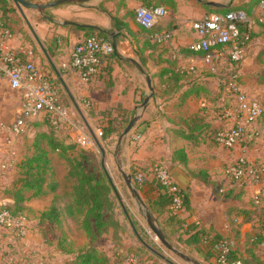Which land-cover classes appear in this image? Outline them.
Wrapping results in <instances>:
<instances>
[{
  "label": "crops",
  "instance_id": "crops-1",
  "mask_svg": "<svg viewBox=\"0 0 264 264\" xmlns=\"http://www.w3.org/2000/svg\"><path fill=\"white\" fill-rule=\"evenodd\" d=\"M7 1L9 6L14 9V12H7L4 15L6 25L14 33L10 47L13 50L22 48L29 52L31 47L35 46L37 53L41 55L48 66L47 75L60 89L61 103L69 112L74 113V118L81 121L84 127L83 131L93 138L94 142L97 141L99 145L100 140L95 137V131L100 127H95L93 123L95 119L88 115L87 109L89 108H85L83 101H87L89 106L91 102L92 109L96 112L103 109L108 110V108L116 105L115 108L119 110V113L128 114L137 108L136 102L141 97V93L144 95L143 90L147 88L145 74L150 77L151 83L153 79L160 82L159 77L161 76L166 88L173 87L170 95H162V105L153 104L154 100H159L158 97L157 99L153 97L155 99L152 101L150 99L140 121L131 131L125 145L128 159L132 164L131 167L133 166L137 170H146L154 163L170 167L173 152L183 148L187 156L186 168L193 172L205 170L213 186L209 187L192 179L182 167L172 169V171L181 170L189 180V186L185 190L189 193L190 207L188 211L182 214V218L185 219L186 225L195 224L210 234L233 239L236 244L235 251L238 259H245L247 257L246 249L255 234V225L253 222L244 223L239 215L240 210L249 209L246 204L247 197H238V191H232L238 185L230 183L222 175L224 165H228L242 156L239 148L236 147L231 151L219 148V146L217 148L215 144H210L207 136L202 137L203 141L199 145L193 146L190 142L173 133L174 129H178L175 126V120L179 116H191L200 113L205 107L215 106V103L216 106L219 105L220 95L217 85L219 86L220 82L224 80L221 79V76L224 68L222 65L224 59L222 58L225 56L220 55L218 57L216 49L211 50V54L214 57L217 56L213 59L214 62L212 61L214 63L212 71L214 75L211 77L214 78L201 76L196 69L193 73L186 71L189 67L204 64L203 56L189 52L187 47L190 43L198 40V36L191 29V23L201 19L207 13L203 7L205 4L197 3L194 0H173L175 7L173 9L166 7V16L153 28L159 34L169 33L171 35L170 41L167 44H162L167 51L160 53V51L149 50V48L143 50L145 38L140 34L135 20V10L142 6L141 0H84L80 5L68 3L46 11L51 21L43 19L35 11H25L24 9L23 13L33 33L16 7L9 0ZM29 1L43 3L52 0ZM203 1L222 3L218 0ZM249 1L231 0L222 4L229 8L241 6ZM258 5L250 14L245 11L253 20H256L258 16ZM113 18L127 24L128 27L121 31L117 30L112 21ZM65 22L77 25H65ZM83 26L97 28L100 32L104 31L108 41L115 44L113 58H108L107 61L103 62L102 74L90 82H83L69 67L71 51L76 43L83 39V33L76 30L75 27ZM252 32L255 36L246 46L245 59L239 65L241 66L240 82H242L243 77L249 76L248 68H254L257 65H261L262 73L259 76L264 79V67L262 68L264 55L260 54V50L264 48V35L260 34L261 29L256 24L253 26ZM140 51L146 59L145 65L140 62L138 57ZM170 56L171 58H169ZM137 65L145 74L140 71ZM177 72L184 73L188 77L181 78L174 87L170 77L172 73ZM207 80L211 81L212 85H209ZM192 82L201 83L205 86V90L199 91L198 95L189 92ZM186 93L191 94L182 100L181 96L186 95ZM248 95L252 97L249 93ZM21 98V92H18L16 96L11 93L6 77L0 76V162L6 164L4 168L0 167V204L2 205L14 203L8 191L12 189L14 181L18 178L17 165L22 162L25 156L23 136L16 137L9 132V127L15 119L10 123H7L8 120H6L14 114L15 110H21ZM42 117L43 115L37 118L39 119L37 122H40ZM208 122L211 123V121ZM212 126L219 128V125L216 124H212ZM31 130L33 131L30 136L35 134L36 128L32 127ZM134 137L139 138L137 141H133ZM249 160L253 161V159ZM153 179L152 175L148 174L146 183L137 190L139 193L141 192L142 197L151 199L157 197L158 191L153 184ZM224 191L225 193H223ZM247 191L251 193L252 189ZM121 208L120 212L123 216L121 215L119 219L117 215L120 223L124 217L128 219L124 207L121 206ZM128 226L134 233L137 243H127V247H140L141 237H138L139 234L134 230L129 219ZM29 236L27 234L21 240L1 237L0 264H11L13 260H16L15 263L18 264H30ZM259 260L264 264V255L259 256ZM211 261L213 262V260Z\"/></svg>",
  "mask_w": 264,
  "mask_h": 264
},
{
  "label": "trees",
  "instance_id": "trees-1",
  "mask_svg": "<svg viewBox=\"0 0 264 264\" xmlns=\"http://www.w3.org/2000/svg\"><path fill=\"white\" fill-rule=\"evenodd\" d=\"M260 1L261 0H250L248 3H245L241 6L229 7L227 9L209 8L205 5H203V7L208 11V13L223 14L229 10L242 9L250 14ZM141 4L142 6L140 7L145 8L162 6L165 9L166 7L173 9L175 7L173 0H141ZM0 10L2 13V20L4 22L5 13L14 12V9L9 6L7 0H0ZM112 21L117 30L121 31L123 28L128 27L127 24L116 18H113ZM255 21L256 25L261 29L260 34L264 35V25L261 24L257 18ZM75 29L83 33L82 40L95 35L108 41V37L97 29L88 27H75ZM138 29L140 34L145 38L143 43L145 48H143V50L149 48V50H157L160 51V53H165L167 51V49L163 47L162 44L158 43L154 38L155 35H159L158 31L154 29L145 30L139 25ZM246 32L249 33V39L245 41V46H247L255 36V34L252 32V29L247 31L245 26H241V38H243V35ZM260 54L264 55V48L260 50ZM199 55L204 56V54ZM113 56L114 53L112 52L108 56H101V60L105 62L108 58H113ZM138 57L140 62L145 65L146 59L141 51L138 53ZM169 58H171V56ZM184 76V73H172L170 81L175 87L181 78L185 79ZM159 78L160 82H162L161 76ZM190 85L191 87L189 92L193 94L198 95L199 91L205 90V86L199 82H192ZM172 91L173 87H165L161 95H170ZM191 93H186V95L183 94L181 99L184 100ZM140 95L141 101L139 102H142L143 93ZM261 105L264 115V103H261ZM203 110L206 109H202L200 113H196L191 116H179L176 118L175 126L178 127V129H174L173 133L176 136L190 142L193 146L199 145V143L203 141V136H207V138H209L210 144L216 145V135L220 129L212 126V124L207 121V114L204 113ZM116 120L117 119L109 121L108 125L102 127L101 129V140L103 142H107V144L115 137V132L117 131L115 126H120ZM37 121H39V119L28 120L26 122V129L22 136H25L32 129V127L36 128V132L32 138L31 152L25 155L22 162L17 165L18 178L14 181L12 189L8 191V194L11 195L14 203L12 205H6V208H8V210L13 214L23 215L21 211L23 209L22 206L28 200L29 196H27V193L31 194L30 198H36L39 196H44V190L47 188L51 189L52 191L55 190V185L53 181H51L53 179V174L51 171L52 162L50 154L58 153L60 154V157L67 162L66 178L68 179L70 187L69 196L72 198V203H69L65 207L63 206L62 210L56 209L54 206L50 207L49 211L41 213L40 221L59 223L61 211H64L66 217L77 219L76 221H78L79 228L90 239L99 238L106 232H109L110 241L114 250L111 255H108L103 253V251H99L95 247H89L85 250L75 253V255L66 264H115L113 261L114 258L116 260L119 258L121 261L119 264H147L148 262L159 264L149 257V252L153 253L154 255L159 253L148 244L143 242L142 239H140L142 244L140 247L123 246V227L114 212L115 204L110 197L111 185L106 171H104L100 166L95 165V163L89 159L88 160L91 162L89 172L83 166L81 161L66 159L68 156L67 154H69V149L73 151V147H69L70 145H64V138L66 137L62 135V131H59L51 126L44 116L40 119V122ZM124 123L126 125L127 119L122 121V124ZM186 164L187 156L185 150L183 148L175 150L171 157V169L182 167L187 171L188 176H190L192 179L206 186H213L209 179V175L205 170H200L197 172L189 171L186 168ZM131 170L130 176L132 182L134 183L136 189L139 190L135 184V175L137 174L138 170L142 169L137 170L132 166ZM49 180L50 185L47 183ZM145 183L146 181H144V184ZM153 183L158 185L156 188L158 195L154 199L146 197V201L144 203L150 214L155 218L167 241L171 244L173 243L172 240L175 239V237L180 238L181 236L183 240H181L180 243L183 246L200 254V256H202V260H204L206 263L214 264V260L217 256V252L214 250V245L220 239H224V237H221L217 234H210L208 231H205L203 228L198 227L195 224L186 225L185 219L182 218V214L188 211L190 207L189 193L187 190L181 189L182 207L179 212L174 214L170 209L172 205V196L169 193L168 188L162 186L155 179H153ZM244 190L245 188L237 186L233 188L232 191H238L237 196L241 197L245 196L246 194ZM223 193H225V191ZM249 200V209L240 210L239 215L242 217V221L244 223L254 221V237L251 238L249 247L246 249L247 257L245 259H238L235 250L230 253L229 258L231 260H241L244 264H262V262L259 260V256L264 255V223H260L258 220L252 219L251 216L255 217V215L259 214L260 211H263L262 213L264 214V199H261L258 203H255V201L252 199V196H250ZM130 260L131 262L128 263ZM211 260H213V262Z\"/></svg>",
  "mask_w": 264,
  "mask_h": 264
},
{
  "label": "built area",
  "instance_id": "built-area-1",
  "mask_svg": "<svg viewBox=\"0 0 264 264\" xmlns=\"http://www.w3.org/2000/svg\"><path fill=\"white\" fill-rule=\"evenodd\" d=\"M166 14L167 11L162 6L138 7L135 10L136 22L145 30H152ZM257 19L264 25V0L259 2ZM255 24L256 21L242 9L229 10L223 14L207 13L201 19L191 23V29L198 36V40L190 43L187 49L194 54H204L202 59L204 64H210L217 56L224 55L232 65H240L245 56V41L249 39L248 32L241 38L240 27L245 26L248 31ZM154 38L160 44H167L171 35L161 33ZM13 39L14 33L2 20L0 10V74L6 77L10 90L22 94V118L16 119L10 125L9 132L19 137L24 133L28 120L37 119L43 115L55 129L73 134L75 142L82 148L96 145L93 138L83 131L81 121L72 117L61 103L59 87L50 76L42 74L32 62V51L27 52L22 48L13 50L10 47ZM212 49H216V57L210 54ZM112 52L113 47L110 41L95 35L87 37L73 47L69 67L83 82L93 81L102 74L104 69L101 56H108ZM186 71L193 73L194 68L189 67ZM239 78L237 69H232L225 76L220 83L219 105L215 111L217 120L224 126L216 135V143L228 151L240 145L245 149L256 140L258 133L255 124L263 115L261 103L248 95L242 88ZM83 102L85 108H88L89 103ZM101 136L102 131L96 130L95 137ZM138 138L134 137L133 141H137ZM5 166L6 164L0 162L1 168ZM148 174L168 188L172 196L170 209L174 214L179 212L182 207L181 188L171 178L169 169L160 163H154L146 170H138L135 175V184L138 189L143 187ZM225 177L230 183L237 184L245 190L252 189L251 196L255 203L264 199V161H249L245 156H240L227 165ZM28 232L26 219L22 215L11 213L6 205L0 204V238L21 240ZM235 246V241L231 238L217 241L214 245V250L217 252L214 264H244L241 260L229 258ZM34 264L45 263L35 262Z\"/></svg>",
  "mask_w": 264,
  "mask_h": 264
},
{
  "label": "rangeland",
  "instance_id": "rangeland-1",
  "mask_svg": "<svg viewBox=\"0 0 264 264\" xmlns=\"http://www.w3.org/2000/svg\"><path fill=\"white\" fill-rule=\"evenodd\" d=\"M207 1V0H206ZM231 0H218V2L222 3H228ZM65 5V4H64ZM62 6V5H60ZM27 11V10H25ZM208 13V11H207ZM206 13V14H207ZM28 29V28H27ZM32 51V62L36 65L37 69L42 74H48V66L45 63V60L41 57L39 53H37L35 46L33 45L31 47ZM222 61L223 65V72L221 79L223 80L225 76L232 70H238L239 74L240 67L239 65H232L225 57ZM245 59V56H244ZM264 59V58H263ZM264 61V60H263ZM214 62V61H213ZM229 64V66H227ZM213 65L214 63L210 64H202V66H193L194 69H196L197 73H200L201 76L205 75V77L214 78L211 77L214 75L213 71ZM220 65V64H218ZM226 65V66H225ZM241 65V64H240ZM264 67V64L262 65V68ZM261 65H257L254 68L249 67V76L243 77L242 82L240 84L244 88V90L249 93L253 98L257 99L259 102L264 103V79H261L259 74L262 73V70L260 69ZM260 69V70H259ZM258 71V72H257ZM250 72H252V75H250ZM2 77V75H0ZM185 76L188 77V75L185 74ZM193 76V75H190ZM258 78V79H257ZM209 81V80H207ZM209 85H212V82L209 81ZM221 83V82H220ZM152 86L154 88V95L153 97L159 98V100H154L153 104L162 105V92L166 87V84L163 82H158L157 79H153ZM219 88L218 92L220 95V89L221 86L217 85V89ZM15 96L18 95V91H12ZM144 95L143 99L148 95V89L145 88L143 90ZM151 98V101L153 99ZM141 97L136 102L137 108L140 107L141 103ZM67 106V105H66ZM116 105L112 106L111 108H108V110H100V111H94L91 106L89 109H87L88 115L91 118H94L95 121L93 122L95 127H100L99 130L102 129L109 120H115L117 119V123L120 126H115V129L117 130L115 132V137L107 144V142H103L101 140V137L98 138L100 141L101 147L105 151V157H104V165L102 167L101 165V155L100 151L97 148V146L94 144V146L90 148H82L75 142V138L73 134H65L63 131L61 132L62 135H64L66 138H64V145H70L69 147H73V151L69 149L67 154L68 160H78L81 161L83 166L86 168V170L90 171V164L91 162L89 160H92V162L95 163V165L100 166L101 168L105 169L108 178L110 180V187H111V199L115 204V214L118 215L119 219L121 217L120 210L121 205L126 210V213L128 215V219L131 222V225L133 226L134 230L139 234L138 237L142 238V240L148 244L150 247H152L155 251H157L162 257L166 258L173 264H189L169 251H167L160 242L154 237L153 233L148 228L145 218L139 213L137 206L135 204L134 199L130 196L123 180L121 177V174L116 166L115 162V151H116V145L118 138L120 134L123 132L125 127L127 126L129 120L132 118L135 110H132L130 113H119V110L115 108ZM218 106V104H217ZM216 103L215 106H210V108H203L206 110H203L204 113L207 114V121H211V124H216L219 129L223 128L224 126L217 120L216 117V109H217ZM69 107V105L67 106ZM72 113V116L74 117V113ZM21 110H15L14 114L10 116L9 118H6L8 120L7 123H10L13 119L22 118L21 117ZM76 117V116H75ZM127 119V123L125 125L122 124V121ZM140 121V120H139ZM138 121V122H139ZM137 122V123H138ZM215 122V123H214ZM256 131L258 133V137L255 141L250 143L243 149V146L240 145L237 148H239L242 156L249 157L252 156L253 161H264V115L263 117L257 121L255 125ZM84 129V128H83ZM33 130H30L25 136H23L24 143H25V155L31 152V143L32 138L34 137L33 134L30 136V133ZM102 131V130H101ZM63 138V137H62ZM129 138V137H128ZM128 142V141H127ZM218 148V145H215ZM220 148V147H219ZM216 152V150H214ZM257 153V154H256ZM124 156L126 159L125 164V170L126 173L131 174V163L128 159V153L126 151V148L124 147ZM249 154V155H248ZM51 171L53 174V181L55 185V190L52 191L51 189L47 188L45 191L44 196H39L36 198H30V193H27L28 200L24 203L22 206V213L23 217L26 219L28 223V229H29V243H30V255L31 259L30 264H34L35 262H43L45 264H66L70 261V259L77 253L78 251L85 250L89 247H95L99 251H103V253L111 255L114 250L112 247V243L110 241L109 232H106L104 235H102L99 238L96 239H90L87 237L84 232L79 228L78 221L75 218H68L65 216L64 211H61V216L59 219V223H50V222H40V215L41 213L49 211V208L54 206L56 209H63V206L65 207L69 203H72V198L69 196L70 193V187L68 183V179L66 178V171H67V162L66 160H63L60 157V154L58 153H51ZM89 159V160H88ZM248 159V160H249ZM250 161V160H249ZM227 165H224L223 167V176L225 178V170ZM170 172H172L171 167H167ZM52 177V176H51ZM48 185H50V180L47 181ZM155 188L158 187L155 183H153ZM224 184V182H223ZM246 192L245 196L247 197L246 204L250 203V196L251 193L249 191L244 190ZM249 193V194H248ZM141 199L143 202L146 201V197H142L141 192L139 193ZM250 211V210H246ZM259 212V211H258ZM263 211H260L259 214H256L255 217L251 216L252 219L258 220V222L264 223V214ZM123 216V215H122ZM77 217V216H76ZM128 219L127 217H124L122 220V227H123V233H122V244L123 246L127 247V243H137V240L135 239L134 233L131 231V229L128 226ZM254 222V221H253ZM254 225V224H253ZM30 226V227H29ZM140 238V239H141ZM183 240V238L175 237V239L172 240L173 243H171L175 248H177L180 252L185 254L186 256L200 262L203 264H209L206 263L204 260H202V256L200 254L189 250L185 246H183L180 241ZM125 243V244H124ZM141 246V244H140ZM149 252V251H147ZM147 255V254H146ZM149 257H151L152 260L162 263V264H168L164 260L160 259L153 253L149 252ZM114 263L119 264L121 261L113 259ZM133 261V260H132ZM16 260H13L11 264H18L15 263ZM131 260L128 262L130 263Z\"/></svg>",
  "mask_w": 264,
  "mask_h": 264
},
{
  "label": "water",
  "instance_id": "water-1",
  "mask_svg": "<svg viewBox=\"0 0 264 264\" xmlns=\"http://www.w3.org/2000/svg\"><path fill=\"white\" fill-rule=\"evenodd\" d=\"M9 1L16 7V9L20 13L22 18L26 22V24L29 26L28 21H27L25 15L23 13L24 9L25 10L35 11L43 19L51 21V19L46 14L47 10L55 8V7H58L60 5L68 4V3L80 5L82 3V1H84V0H52V1L43 2V3H41V2H32V1H29V0H9ZM194 1H196L197 3H200V4H205L207 7L227 8V5L222 4V3L205 2L203 0H194ZM64 24L65 25H77V24L71 23V22H65ZM83 27H86V26H83ZM88 28H94V27H88ZM94 29H97V28H94ZM30 30L32 31L31 27H30ZM32 33H33V31H32ZM112 37H113V35H112ZM111 45L113 47V50H115V44L111 43ZM139 69H140V71L143 74H145L144 71L140 67H139ZM145 81H146V86H147V89H148L149 93L143 99V102L141 103L140 107L135 109V112H134L132 118L129 120L127 126L125 127V129L123 130V132L120 134V136L118 138L117 145H116V151H115L116 166H117V168H118V170H119V172L121 174L122 180H123L128 192H129L130 196L132 197V199H134L135 203L137 204L138 209L140 211V214L145 218V221H146V224H147L148 228L153 233L154 237L160 242V244L167 251H169L170 253H172L173 255H175L176 257H178L179 259H181L182 261H184L186 263H189V264H202V263H199V262L187 257L186 255H184L183 253L178 251L175 247H173L167 241V239L164 236L163 232L161 231L158 223L156 222L154 217L149 213L146 205L143 203V201H142V199H141V197L139 195V192L137 191L136 187L134 186V183L132 182L130 174L126 173V170H125L126 159H125V156L123 154L124 153V147L127 144L128 137H129L131 131L133 130V128L137 124V122L141 119L142 115L144 114V112H145V110H146V108H147V106L149 104L150 99L154 95V88L152 87L151 79L146 74H145ZM95 143L97 144L98 149L100 151L101 165L103 167L105 151L98 144L97 141H95ZM103 170L105 171V169H103ZM170 175H171V178L173 179V181L175 183H177L178 186L181 189L185 190V189L188 188L189 180H188L187 175L184 172H182L179 169H175L172 172H170ZM124 212L126 213L125 209H124ZM156 255L160 259L164 260L166 263L173 264L172 262H170L166 258L162 257L160 254L156 253Z\"/></svg>",
  "mask_w": 264,
  "mask_h": 264
}]
</instances>
